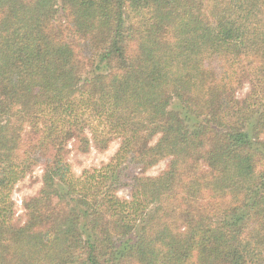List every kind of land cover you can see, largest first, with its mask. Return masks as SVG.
<instances>
[{"label":"trees","instance_id":"trees-1","mask_svg":"<svg viewBox=\"0 0 264 264\" xmlns=\"http://www.w3.org/2000/svg\"><path fill=\"white\" fill-rule=\"evenodd\" d=\"M0 264H264V0H0Z\"/></svg>","mask_w":264,"mask_h":264},{"label":"rangeland","instance_id":"rangeland-1","mask_svg":"<svg viewBox=\"0 0 264 264\" xmlns=\"http://www.w3.org/2000/svg\"><path fill=\"white\" fill-rule=\"evenodd\" d=\"M250 84L248 80H245L243 84L238 88L237 95L243 98L249 91ZM119 142L117 140L113 141L107 150L100 151L98 149L92 148L86 152L72 150L68 159L73 166V169L77 173H81L85 169H90L93 167H99L104 163L108 162L118 149ZM71 147V145H70ZM167 160H163L157 165L153 166L145 172L147 175H157L159 174L166 165ZM42 185V167L35 166L27 176L19 181L13 191V199L15 201V222L22 223L26 218V211L24 209V200L27 197L35 195L36 192ZM119 195L122 197H129L130 189L129 187H124L119 191Z\"/></svg>","mask_w":264,"mask_h":264}]
</instances>
